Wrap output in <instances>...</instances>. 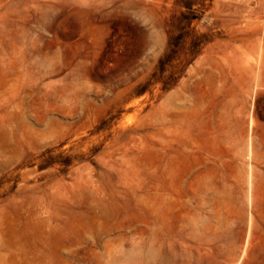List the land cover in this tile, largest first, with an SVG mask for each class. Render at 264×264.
I'll return each mask as SVG.
<instances>
[{
  "label": "rangeland",
  "instance_id": "obj_1",
  "mask_svg": "<svg viewBox=\"0 0 264 264\" xmlns=\"http://www.w3.org/2000/svg\"><path fill=\"white\" fill-rule=\"evenodd\" d=\"M158 223L264 264V0H0V264H161Z\"/></svg>",
  "mask_w": 264,
  "mask_h": 264
},
{
  "label": "bare ground",
  "instance_id": "obj_2",
  "mask_svg": "<svg viewBox=\"0 0 264 264\" xmlns=\"http://www.w3.org/2000/svg\"><path fill=\"white\" fill-rule=\"evenodd\" d=\"M151 204L153 203H150V205ZM151 207L150 206L148 207V214H149L150 220L153 219V210H152L153 208L151 209ZM155 221H158V220H155ZM159 222H162V221L159 220ZM157 225L158 227L155 228V231L152 230V227L149 228L150 230L147 233L145 243H146V248L148 249V251H151V252L155 251L156 253L158 252L162 255L161 257H163L164 260L161 261L162 262L161 264H165V263L167 264H186V263H189V261H193V260L196 261L197 260L196 256L200 255V252L205 250L204 249L205 246L201 248H198V246L177 248V246L173 242H171L170 238L173 236V234L177 235L178 232L166 230V228L160 223H158ZM199 241H201V245H205V241H203L202 239H199ZM154 253L151 256L154 255L155 257ZM200 258L202 259V257ZM197 262L199 264L198 260ZM156 263L158 262L156 261Z\"/></svg>",
  "mask_w": 264,
  "mask_h": 264
}]
</instances>
